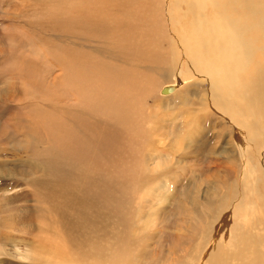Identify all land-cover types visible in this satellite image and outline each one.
Wrapping results in <instances>:
<instances>
[{
	"label": "rangeland",
	"instance_id": "obj_1",
	"mask_svg": "<svg viewBox=\"0 0 264 264\" xmlns=\"http://www.w3.org/2000/svg\"><path fill=\"white\" fill-rule=\"evenodd\" d=\"M180 3L0 0V264L252 256L233 238L260 232L264 144L244 143L240 124L206 99L208 78L179 41ZM107 86L124 100L110 118L84 103ZM80 120L71 144L101 134V146L70 151L69 168L42 170L66 147L53 149L51 137ZM37 130L46 142L26 146Z\"/></svg>",
	"mask_w": 264,
	"mask_h": 264
},
{
	"label": "bare ground",
	"instance_id": "obj_2",
	"mask_svg": "<svg viewBox=\"0 0 264 264\" xmlns=\"http://www.w3.org/2000/svg\"><path fill=\"white\" fill-rule=\"evenodd\" d=\"M177 6L183 11L180 25L184 30L179 41H187L191 46L184 47V50L193 72L208 78L209 93L207 91L206 99L219 114L240 124L244 143L264 144V0H181ZM150 55L153 58L161 57L158 51ZM114 90V87H104L102 92L97 93V99L90 96L84 103L90 110L101 106V113L110 118L117 113V108L124 104L123 97H116ZM251 113H255V116L250 117ZM250 120L256 124L254 129L249 125ZM76 123V127L66 126L67 130L60 126L59 131L51 137L50 146L53 149L56 148L57 140L64 142L66 147L62 145L61 160L53 158L51 162L45 163L42 170L51 173L60 166L63 170L69 165H65L67 159L73 158L70 151L77 150L82 155L87 150V144L100 145L101 141L98 139L101 134L80 139V143L75 142L72 145L71 138L79 135L83 121ZM234 125L237 128V125ZM42 133L38 130L26 133L24 144H29L35 139L38 142H46L48 138ZM233 138L237 139L236 136ZM236 142L237 145L240 144L238 140ZM49 151L50 154L53 152L50 148ZM79 157L78 154L77 158ZM257 187L261 190L259 202L261 207H264V180L258 183ZM255 223H258L257 229L260 231L255 240L250 241L244 233H238L233 238L235 242L242 243L245 252H252V256L239 260L238 264H264V213L255 219Z\"/></svg>",
	"mask_w": 264,
	"mask_h": 264
}]
</instances>
